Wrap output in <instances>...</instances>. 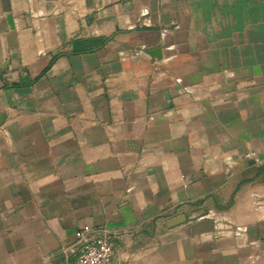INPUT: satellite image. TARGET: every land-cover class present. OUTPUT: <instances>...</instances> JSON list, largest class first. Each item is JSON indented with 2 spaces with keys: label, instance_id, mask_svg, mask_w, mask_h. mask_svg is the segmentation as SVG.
I'll list each match as a JSON object with an SVG mask.
<instances>
[{
  "label": "crops",
  "instance_id": "0c3cea01",
  "mask_svg": "<svg viewBox=\"0 0 264 264\" xmlns=\"http://www.w3.org/2000/svg\"><path fill=\"white\" fill-rule=\"evenodd\" d=\"M85 227L114 264H264V0H0V264Z\"/></svg>",
  "mask_w": 264,
  "mask_h": 264
},
{
  "label": "built area",
  "instance_id": "2783aa9c",
  "mask_svg": "<svg viewBox=\"0 0 264 264\" xmlns=\"http://www.w3.org/2000/svg\"><path fill=\"white\" fill-rule=\"evenodd\" d=\"M247 157L251 158L253 155L249 154ZM76 236L82 251L76 264H114L113 248L105 238L94 235L89 227L78 231Z\"/></svg>",
  "mask_w": 264,
  "mask_h": 264
},
{
  "label": "water",
  "instance_id": "95a60500",
  "mask_svg": "<svg viewBox=\"0 0 264 264\" xmlns=\"http://www.w3.org/2000/svg\"><path fill=\"white\" fill-rule=\"evenodd\" d=\"M155 54H159V52H155ZM180 224V220H177L176 222H173L172 226Z\"/></svg>",
  "mask_w": 264,
  "mask_h": 264
}]
</instances>
